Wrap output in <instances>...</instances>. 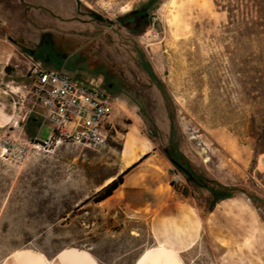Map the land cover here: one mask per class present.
Here are the masks:
<instances>
[{
	"label": "rangeland",
	"instance_id": "obj_1",
	"mask_svg": "<svg viewBox=\"0 0 264 264\" xmlns=\"http://www.w3.org/2000/svg\"><path fill=\"white\" fill-rule=\"evenodd\" d=\"M169 1H74L78 8L72 17L82 21L89 16L93 28L79 32L81 38L60 37L67 52L83 46L91 65L107 64L132 86L113 95L118 132L104 147L65 143L35 153L20 167L0 160V264L18 250L52 258L72 248L88 250L100 264H135L156 246L154 226L178 223L186 215L202 227L195 249L180 255L184 264H252L259 253L264 261V236L257 237L249 262H238L235 249L219 252L232 242L240 223L257 218L264 228V0H212L216 18L197 19L192 35L181 39L171 37L165 24ZM31 3L0 0L5 96L12 102L6 106L5 130L11 139L31 138L28 122L38 120L30 114L35 96L30 55L23 49L37 45L48 15ZM124 5L132 6L127 14ZM133 11L140 12L130 16ZM200 12L197 8L195 16ZM138 49L173 101L179 150L198 172L238 189L213 211L211 195L190 183L167 156L169 109L139 66ZM33 131L46 141L50 123ZM133 137L150 144V162L164 169L174 185L169 204L154 213L132 211L115 198L117 193L102 203L93 201L97 189L122 171ZM246 230L255 234L254 228Z\"/></svg>",
	"mask_w": 264,
	"mask_h": 264
},
{
	"label": "built area",
	"instance_id": "obj_2",
	"mask_svg": "<svg viewBox=\"0 0 264 264\" xmlns=\"http://www.w3.org/2000/svg\"><path fill=\"white\" fill-rule=\"evenodd\" d=\"M153 35L158 37L159 33L153 29ZM140 44L148 47L145 41ZM28 66L35 96L30 114H35L41 125L50 123L49 145L30 142L26 135L23 139L4 137L0 141V160L24 166L35 153L65 143L99 149L107 144L109 136L118 132L117 98L108 92L103 78L90 83L64 71L48 70L32 57H28ZM79 94L91 96V103L87 104L98 107L97 121L83 119L82 111L75 108V97ZM37 106L40 111L35 110Z\"/></svg>",
	"mask_w": 264,
	"mask_h": 264
},
{
	"label": "bare ground",
	"instance_id": "obj_3",
	"mask_svg": "<svg viewBox=\"0 0 264 264\" xmlns=\"http://www.w3.org/2000/svg\"><path fill=\"white\" fill-rule=\"evenodd\" d=\"M197 8L201 12L198 16H195V10ZM131 9L132 6L130 5H124L121 7L124 14L129 13ZM205 18L212 20L216 18L212 0H170L169 13L165 19V24L171 37L174 39H181L192 35L193 26L197 19L202 20ZM87 103H91L90 95H76L75 108H79V110L82 111V118L90 119V121H97L98 107H88ZM13 127H18L17 122H15ZM30 142H36L40 145H49V139L41 141L39 135L30 138ZM128 151V159L126 160L120 174L147 155L150 151V144L145 141H140L137 137H133L130 140ZM120 174L108 178L97 189V192L115 181ZM127 190L128 186H125L120 193H117L115 198L123 200L127 195ZM226 201L229 200L221 201L220 204ZM197 222L198 221L195 217L186 215L178 223L162 221L158 226H154L152 228V235L156 246L144 251L136 260L135 264H184L180 255L186 251L195 249L201 237L202 225ZM248 227L254 228L255 234H251L250 236L245 234ZM258 236H264V228L261 227L258 219L255 218L254 222L247 220L246 225L240 223L234 232L232 242L222 245L219 252H222L225 248L235 249L239 254L237 256L238 262H249L253 255L252 253H255L256 251ZM40 256L45 261L49 262L44 254L41 253ZM254 257L255 260H250L252 264H264L260 253L256 254Z\"/></svg>",
	"mask_w": 264,
	"mask_h": 264
},
{
	"label": "crops",
	"instance_id": "obj_4",
	"mask_svg": "<svg viewBox=\"0 0 264 264\" xmlns=\"http://www.w3.org/2000/svg\"><path fill=\"white\" fill-rule=\"evenodd\" d=\"M26 1L32 2L31 6H33V10L36 8L46 9L48 17L47 28L45 31L56 33L63 39L81 38L82 36L78 35L79 32L82 33L90 31L93 28V23L91 22V18H89V16L82 21H78L76 18L72 17L71 12L78 8L76 7L77 4L74 3L76 0ZM56 22H59L60 24ZM39 43L40 40L37 42V45ZM62 44L67 51V46L64 43ZM82 49L83 46L77 48L73 52H68V58L73 56L75 53H79L91 61L90 57L86 53L82 52ZM30 57L34 58L31 55ZM6 64L5 55H3L0 51V141L7 136L5 130L7 126L5 112L8 103L10 105L12 103L11 99H8L5 96ZM64 65L65 64H62L59 69L49 66L47 68L55 71H64L67 75L75 78L90 80L92 77L96 76V78L92 79V81H95L97 78H103L92 72L95 65L90 64V68H86V64H82V67L77 70H67ZM150 159L151 157L149 156L129 174H127L123 185L116 191V193H120L122 188L128 186L127 195L123 201L132 211L137 213H154L156 211H160L169 204L170 199L172 198V188H174V185L169 175L164 169L151 163ZM40 254L41 252L33 249L18 250L7 256L2 264H100V262H98L88 250L80 248L65 249L52 258H48L45 255L49 262L45 261Z\"/></svg>",
	"mask_w": 264,
	"mask_h": 264
},
{
	"label": "trees",
	"instance_id": "obj_5",
	"mask_svg": "<svg viewBox=\"0 0 264 264\" xmlns=\"http://www.w3.org/2000/svg\"><path fill=\"white\" fill-rule=\"evenodd\" d=\"M137 12L140 11H133L130 16H134ZM23 51L33 56L35 60L42 62L45 68L49 66L59 69L62 64H65V69L77 70L82 67V64H86V68H90L89 66H91L88 58L79 53H75L73 56L68 58V52L63 47L62 39L56 33L51 31H42L40 35V43L34 50L23 49ZM137 54L139 66L148 75L151 83L159 89L169 109V118L172 126L169 150L166 151L167 156L176 170L184 175L190 183L195 185L198 189L207 191L211 195L212 204L210 209L213 211L214 207L221 201L234 198L238 189L236 187L227 186L212 180L204 173L198 172L193 163L179 150L178 144L175 142L177 132L175 127V113L173 112V101L165 84L154 72L145 53L141 49H138ZM47 69L50 70L49 68ZM92 72L97 76L104 78V85L111 95L123 94L124 91H128L127 88L132 86L123 78L112 73L107 64L100 63L95 65ZM28 124H30L28 127V134L31 138H33L36 136L33 129L41 127V122L32 118L29 120ZM148 157L149 154L145 155L140 161L120 174L115 181L101 191L97 192L93 197L94 203L99 204L112 198L120 186L123 185L125 176Z\"/></svg>",
	"mask_w": 264,
	"mask_h": 264
}]
</instances>
